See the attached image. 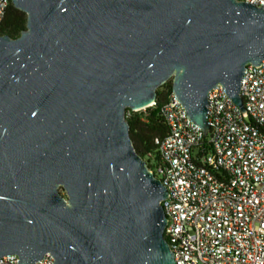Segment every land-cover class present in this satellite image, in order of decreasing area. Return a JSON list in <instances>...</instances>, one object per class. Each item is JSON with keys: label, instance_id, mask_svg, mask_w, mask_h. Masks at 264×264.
Wrapping results in <instances>:
<instances>
[{"label": "water", "instance_id": "water-1", "mask_svg": "<svg viewBox=\"0 0 264 264\" xmlns=\"http://www.w3.org/2000/svg\"><path fill=\"white\" fill-rule=\"evenodd\" d=\"M0 33V257L34 264H177L168 192L132 143L126 109L172 88L204 132L222 83L241 108L264 60V5L241 0H11ZM64 192V193H63Z\"/></svg>", "mask_w": 264, "mask_h": 264}, {"label": "built area", "instance_id": "built-area-1", "mask_svg": "<svg viewBox=\"0 0 264 264\" xmlns=\"http://www.w3.org/2000/svg\"><path fill=\"white\" fill-rule=\"evenodd\" d=\"M10 3L0 0V29ZM240 85L244 108L222 83L209 91L208 132L172 89L163 108L169 132L142 156L168 192L164 236L177 264H264V60L246 65ZM54 263L46 252L34 264ZM0 264L21 263L13 253Z\"/></svg>", "mask_w": 264, "mask_h": 264}, {"label": "trees", "instance_id": "trees-1", "mask_svg": "<svg viewBox=\"0 0 264 264\" xmlns=\"http://www.w3.org/2000/svg\"><path fill=\"white\" fill-rule=\"evenodd\" d=\"M26 23L27 14L10 3L3 18L0 33L8 34L14 38L18 37L26 28ZM172 89V82L168 80L157 88V95L151 106L139 111L126 109L132 143L142 156L146 151L156 148L155 137L165 136L169 132L163 108Z\"/></svg>", "mask_w": 264, "mask_h": 264}]
</instances>
